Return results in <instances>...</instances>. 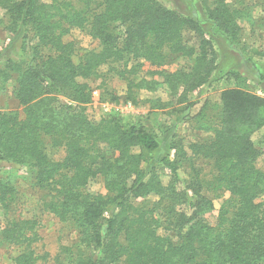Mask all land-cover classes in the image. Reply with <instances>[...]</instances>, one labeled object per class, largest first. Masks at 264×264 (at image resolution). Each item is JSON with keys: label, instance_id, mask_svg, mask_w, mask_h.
<instances>
[{"label": "trees", "instance_id": "trees-1", "mask_svg": "<svg viewBox=\"0 0 264 264\" xmlns=\"http://www.w3.org/2000/svg\"><path fill=\"white\" fill-rule=\"evenodd\" d=\"M212 3L205 14L236 39L239 11L228 0ZM0 9L8 30L22 37L23 54L27 39L34 40L28 59L0 52V92L15 78L23 108L22 116L0 111V204L8 208L17 195L5 169H31L45 208L78 233L76 243L62 246L60 264H264V202H257L264 171L256 165L261 151L253 139L264 129L263 96L224 89L218 112L198 115L209 135L190 144L189 152L176 144V157L162 159L171 174L167 184L150 166L159 147L152 132L113 118L95 121L85 112L92 89L84 80L103 77L102 68L110 73L114 62H136L121 71L126 99L134 103L141 90L156 89L157 81L137 77L143 61L162 68L169 55L192 59L189 70L156 71L172 96L185 99L208 83L216 68L211 44L202 40L196 52L184 38L189 27L201 32L196 20L159 0H0ZM72 29L87 31L101 48L76 62L74 44L65 40ZM60 95L68 102L58 103ZM47 140L64 150L62 159L49 157ZM195 159L211 161L212 179L204 178ZM184 163L192 175L181 189ZM98 177L106 193L88 190ZM211 191L214 197L230 193L214 224L203 216L213 205ZM38 239L32 219H10L0 230L1 243L21 248L13 264H39L32 247Z\"/></svg>", "mask_w": 264, "mask_h": 264}, {"label": "rangeland", "instance_id": "rangeland-1", "mask_svg": "<svg viewBox=\"0 0 264 264\" xmlns=\"http://www.w3.org/2000/svg\"><path fill=\"white\" fill-rule=\"evenodd\" d=\"M49 2L50 0H44ZM168 8L179 14L197 21L201 32L193 28L184 31V38L188 45L196 48L202 40L209 41L216 59V68L208 83L194 92L188 93L185 99L179 95L172 96L163 77L156 73L160 69L169 72L189 70L192 59L184 56H168L162 68H157L148 61H143L139 67V79H153L157 81L153 91L144 89L136 95L137 103L127 100V86L121 71L131 69L136 62H114V69L109 73L102 68L101 78H88L84 81L92 89V100L84 105L85 112L90 119L99 121L103 118H113L126 127L145 126L152 132L159 142L156 151L150 154V166L156 169L161 181L167 184L171 174L161 161L164 157H176V144H183L186 151H190V144L209 134L201 128L202 121L198 116L203 110L209 116L218 112L220 94L226 88L239 87L264 97V0H228L233 9L239 11L238 23L241 27L240 35L230 40L214 21L205 14V7L213 6V0H159ZM8 17L0 9V52H10L21 58L28 59L34 40L27 39V50L20 49L21 36H14L8 30ZM31 37V36H29ZM33 39V38H32ZM75 47L74 59L79 62L88 51H98L100 43L87 31L72 29L65 36ZM16 80H10L6 88L0 92V111H20L23 108L15 97ZM113 96L118 99H113ZM68 102L60 95L58 103ZM254 143L260 149L261 155L256 162L259 169L264 171V129L254 136ZM46 151L53 160H60L65 153L62 148L53 147L46 141ZM195 166L201 167L204 178L212 179L213 167L209 160L195 159ZM192 175L190 163H184L178 170V187L185 189ZM4 177L10 180L17 189L15 201L8 208L0 204V230L10 219H32L37 222L38 241L33 248L39 255V264H60L65 258L62 246H71L78 240L77 230L73 225L61 221L44 206V194L34 185V173L26 168H6ZM92 193H106L103 178L98 177L88 184ZM213 198V205L203 214L205 219L214 224L224 202L230 198L229 192H207ZM154 196V195H153ZM153 196L151 198L153 199ZM138 201H141L139 199ZM150 201V200H148ZM257 202H264V193ZM21 248L1 243L0 264H13V258ZM59 256V258H57Z\"/></svg>", "mask_w": 264, "mask_h": 264}]
</instances>
